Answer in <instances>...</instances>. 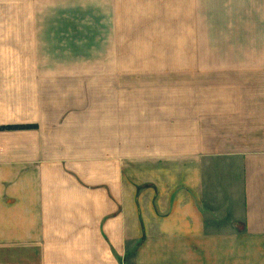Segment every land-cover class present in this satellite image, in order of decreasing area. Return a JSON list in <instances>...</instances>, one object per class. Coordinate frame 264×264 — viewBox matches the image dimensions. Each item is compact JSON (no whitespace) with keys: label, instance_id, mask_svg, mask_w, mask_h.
<instances>
[{"label":"crops","instance_id":"0c3cea01","mask_svg":"<svg viewBox=\"0 0 264 264\" xmlns=\"http://www.w3.org/2000/svg\"><path fill=\"white\" fill-rule=\"evenodd\" d=\"M8 125L0 264H264V0H0Z\"/></svg>","mask_w":264,"mask_h":264},{"label":"rangeland","instance_id":"374dc122","mask_svg":"<svg viewBox=\"0 0 264 264\" xmlns=\"http://www.w3.org/2000/svg\"><path fill=\"white\" fill-rule=\"evenodd\" d=\"M130 43H134V42H130ZM139 44V47L138 49H140V51L142 52L143 50V46H144V42H136ZM212 43V42H211ZM210 43V45H211ZM217 44V47L216 49H213L212 51H209V54H223L226 50V48L224 47V44L225 42H215ZM215 43H212L214 45H216ZM205 44V43H204ZM206 45V44H205ZM233 45V43H232ZM231 45V46H232ZM146 46H149L147 47V50L150 49V52L152 54H159V55H163V56H167L168 57H172L174 56L175 54H177L178 52H181V50L183 48H187V51L191 50L189 45L187 46V42H146ZM234 46V45H233ZM232 46V53H236L237 54L239 53V49H237V47H233ZM203 48V47H202ZM206 49V47H205ZM192 50H193V47H192ZM196 51V49H195ZM203 53V51H202ZM169 67H167L166 69H174L172 66L174 64H171L169 63L168 64ZM127 79H124V80H121V84L124 85V86H127L128 83H127ZM147 81V80H146ZM193 80H187V79H176L174 76H167V77H164V78H154V79H151V80H148V82L151 83L152 86H163V87H167L169 89H175L176 86H180L181 83L185 82V86L186 85H192V82ZM199 81V80H198ZM205 80L201 79L199 81V83H205L204 82ZM217 81H220L219 83ZM186 82H188V84H186ZM198 83V84H199ZM223 83V80H216V84L219 85V84H222ZM138 85V83L136 84Z\"/></svg>","mask_w":264,"mask_h":264},{"label":"trees","instance_id":"16d2710c","mask_svg":"<svg viewBox=\"0 0 264 264\" xmlns=\"http://www.w3.org/2000/svg\"><path fill=\"white\" fill-rule=\"evenodd\" d=\"M30 128H34V126L31 125H8V126H2L0 127V129L3 130H17V129H30Z\"/></svg>","mask_w":264,"mask_h":264}]
</instances>
